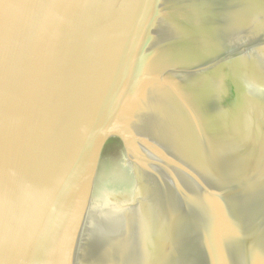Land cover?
I'll return each instance as SVG.
<instances>
[{"label":"water","instance_id":"1","mask_svg":"<svg viewBox=\"0 0 264 264\" xmlns=\"http://www.w3.org/2000/svg\"><path fill=\"white\" fill-rule=\"evenodd\" d=\"M0 264H264V0H0Z\"/></svg>","mask_w":264,"mask_h":264}]
</instances>
